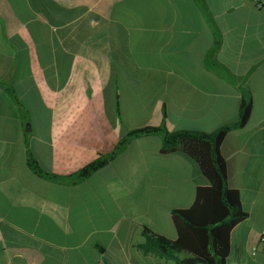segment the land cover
Listing matches in <instances>:
<instances>
[{
    "label": "crops",
    "instance_id": "crops-1",
    "mask_svg": "<svg viewBox=\"0 0 264 264\" xmlns=\"http://www.w3.org/2000/svg\"><path fill=\"white\" fill-rule=\"evenodd\" d=\"M242 90L220 153L247 215L223 264H264V0H0V264H173L140 244L176 238L171 211L209 185L195 160L149 134L72 183L28 154L67 176L131 129L233 124Z\"/></svg>",
    "mask_w": 264,
    "mask_h": 264
},
{
    "label": "trees",
    "instance_id": "trees-1",
    "mask_svg": "<svg viewBox=\"0 0 264 264\" xmlns=\"http://www.w3.org/2000/svg\"><path fill=\"white\" fill-rule=\"evenodd\" d=\"M251 104L249 92L242 90L237 121L210 133L187 130L169 132L162 126H143L128 130L110 152L100 154L67 176L42 169L31 153L28 154L27 165L38 176L52 181L73 183L107 164L131 139L149 134L160 135L161 153L179 151L192 158L197 162L209 185L197 188L195 200L190 207L171 211L176 230L175 239L145 229V240L140 246L145 251H154L172 259L173 264H223L229 251L230 231L247 214L240 207L238 191L227 185L226 164L220 153V144L229 129L241 127L246 123ZM165 114L163 110L164 117ZM180 252H186L189 256L179 258Z\"/></svg>",
    "mask_w": 264,
    "mask_h": 264
},
{
    "label": "built area",
    "instance_id": "built-area-1",
    "mask_svg": "<svg viewBox=\"0 0 264 264\" xmlns=\"http://www.w3.org/2000/svg\"><path fill=\"white\" fill-rule=\"evenodd\" d=\"M259 242L264 244V228L262 229V231L260 232V235H259ZM252 252L254 253L255 252V247L252 248Z\"/></svg>",
    "mask_w": 264,
    "mask_h": 264
}]
</instances>
